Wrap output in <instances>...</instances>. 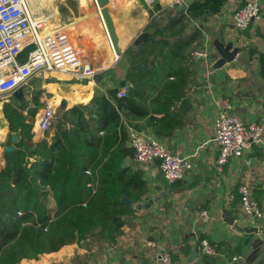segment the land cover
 Listing matches in <instances>:
<instances>
[{
	"label": "crops",
	"instance_id": "1",
	"mask_svg": "<svg viewBox=\"0 0 264 264\" xmlns=\"http://www.w3.org/2000/svg\"><path fill=\"white\" fill-rule=\"evenodd\" d=\"M74 1L79 9L77 13L71 12L66 26L81 49L83 62L94 67L96 73L75 79L67 71L42 70L29 78L22 86L25 96L29 93L30 101L38 96L42 103L33 124L35 140L46 135L47 129H39L36 120L47 101L54 105V110L61 103L72 107L89 102L96 90L106 92L119 85L125 75L120 64L124 50L146 31L147 24L159 15L161 8L175 4V0L150 3L109 0L107 9L116 38L113 40L98 2ZM245 1L227 0L219 13L200 24L202 43L198 49L206 47L210 55L207 60L195 61L198 86L190 92L191 110L186 123L166 137L145 129L162 139L170 151L191 155L194 167L183 178L169 182L157 166L159 159L154 165L141 166L148 191L142 201L136 203V210L126 217L123 231L114 242L98 245L92 241L90 248L67 244L39 258H24L18 264H110L112 261L160 264L159 254L164 250L171 251L174 264H245L264 252V216H247L239 203L234 202L239 185L248 183L252 193L255 189L259 191L260 200L253 196L264 210V148L252 146L243 157L231 158L223 172L216 170L219 148L214 140V119L225 100L233 103L231 111L244 120L264 123V77L259 70L258 54L248 50L254 47L264 52V0H260L261 18L245 30H237L231 14ZM60 6V0H45L42 8H32L55 15L60 12ZM217 39L239 46V55L213 69V63L220 57L214 44ZM11 96V93L0 95V168L5 165L4 152L9 145L10 131L4 104ZM231 193L235 197L229 200ZM204 209L207 215L202 216L200 211ZM203 237L212 240L217 255L201 254L198 242ZM149 240H154L156 245H149ZM234 256L238 259L234 260ZM66 259L70 263H66Z\"/></svg>",
	"mask_w": 264,
	"mask_h": 264
},
{
	"label": "trees",
	"instance_id": "2",
	"mask_svg": "<svg viewBox=\"0 0 264 264\" xmlns=\"http://www.w3.org/2000/svg\"><path fill=\"white\" fill-rule=\"evenodd\" d=\"M226 1L161 8L145 28L149 36L124 50L121 83L96 90L87 103L59 104L41 140L33 132L42 105L38 96L5 101L14 148L4 152L0 168V264L39 258L67 244L90 248L92 241L117 239L136 210L133 204L148 191L144 170L133 161L129 127L166 137L186 123L190 92L198 86L194 52L202 43L200 24ZM248 50L258 54L264 77V52ZM121 86L127 87L124 96L118 95ZM258 193L253 191L260 200Z\"/></svg>",
	"mask_w": 264,
	"mask_h": 264
},
{
	"label": "built area",
	"instance_id": "3",
	"mask_svg": "<svg viewBox=\"0 0 264 264\" xmlns=\"http://www.w3.org/2000/svg\"><path fill=\"white\" fill-rule=\"evenodd\" d=\"M146 1L150 3L152 0ZM190 1L175 0V4L182 8ZM261 16V1L246 0L233 10L231 19L237 30H245ZM31 43L35 47L28 50L26 47ZM209 55L210 50L206 47L194 52L196 59L207 60ZM238 55L239 51L234 59ZM42 70L67 71L75 79H85L96 73L94 67L83 62L81 49L75 44L69 27L52 26L51 15L35 11L29 0H0V95L24 86L32 75ZM126 94L127 87H121L118 95ZM232 108L233 103L225 100L214 119V140L219 148L216 170L220 173L231 158L243 157L252 146L264 148V123L244 120L233 113ZM54 112V105L47 101L37 117V127L47 129ZM129 143L134 149L133 159L138 165H154L159 159L157 166L169 182L183 178L194 167L191 155L170 151L162 139L147 130L129 127ZM238 193L239 206L245 215L258 218L264 216L263 207L253 196L248 183L240 184ZM234 197L231 193L228 199L232 200ZM200 215H207V210H201ZM148 243L156 245L154 240H149ZM198 244L201 254L217 255L216 246L208 238H200ZM159 259L160 264H174L170 250L162 251ZM233 259L238 257L234 256ZM110 264L120 263L112 261Z\"/></svg>",
	"mask_w": 264,
	"mask_h": 264
},
{
	"label": "water",
	"instance_id": "4",
	"mask_svg": "<svg viewBox=\"0 0 264 264\" xmlns=\"http://www.w3.org/2000/svg\"><path fill=\"white\" fill-rule=\"evenodd\" d=\"M98 2V5L101 6V12L103 13L106 23H107V27L108 30L111 34V37L113 38V40H116L115 38V34H114V29H113V24L111 21V17L110 14L108 12L107 9V4L109 2V0H96ZM149 36V33L147 31L141 32L135 39L136 43H140L143 40H145L147 37ZM215 46L217 47V49L220 52V57L213 63L212 68H219L221 66H223L224 64H226L227 62L232 61L237 52L239 51V46H233L232 42L229 43H224L220 40H215L214 41ZM35 47L34 43H31L29 45H27V49L31 50ZM12 96L15 98H18L20 100H24L25 99V90L22 86L17 87L16 89H14L11 92ZM18 138V134L17 133H13L12 134V140H16ZM14 148L13 144H9L5 146V151L6 150H11ZM126 161V160H125ZM124 164L126 165L127 163L124 162ZM125 201L126 203H129V198L125 197ZM134 207L137 206L136 203L133 204ZM245 264H264V252H260L258 254V256H256V259H253L251 262L249 263H245Z\"/></svg>",
	"mask_w": 264,
	"mask_h": 264
},
{
	"label": "rangeland",
	"instance_id": "5",
	"mask_svg": "<svg viewBox=\"0 0 264 264\" xmlns=\"http://www.w3.org/2000/svg\"><path fill=\"white\" fill-rule=\"evenodd\" d=\"M29 1L33 8L36 6L42 8L45 4V0H29ZM60 4H61L60 6L61 10L58 14L55 15L51 14V22H53V24L56 25L66 26L69 24L70 20L68 17L71 14V12H75V13L78 12L79 4H77L74 0H60ZM65 261L66 263H70L69 259H66Z\"/></svg>",
	"mask_w": 264,
	"mask_h": 264
}]
</instances>
